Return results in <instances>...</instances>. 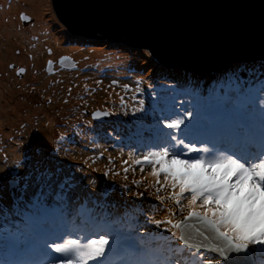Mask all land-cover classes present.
<instances>
[{
  "label": "rangeland",
  "instance_id": "obj_1",
  "mask_svg": "<svg viewBox=\"0 0 264 264\" xmlns=\"http://www.w3.org/2000/svg\"><path fill=\"white\" fill-rule=\"evenodd\" d=\"M17 3V9L12 11L10 19L25 29L39 19L40 26L44 25L43 37L47 48L43 47L42 55H38L33 40L29 37L30 34L23 35L18 31H11L8 34L10 40L15 41L11 49L14 58L5 57V53L0 50V86H3L5 94L11 93L7 109L15 113L7 115L5 107L0 110V244L4 245L6 236L14 234L15 231L11 230L13 228L9 224L14 223L15 219L23 226H25L23 223L34 225V217L22 211V205L28 207L27 212L29 210L33 213L37 194L44 197L58 190L64 200L71 204L78 201L88 202V199L90 204L94 201L100 202L96 207L98 214L112 215L114 216L112 220L115 221L119 215L128 213L127 223H116L117 228L112 230L116 234L123 235L126 234L125 231L132 230L135 232L133 234H138L140 239H144L146 235L151 237L159 235L158 233H166L165 229L171 225L157 227L152 221L172 219L175 223L186 213H181L174 201L168 199L171 189L165 191L161 188L157 192L159 186L154 184V178L150 176L151 165H138L133 161L147 155L149 151L158 150L157 146L161 143L170 144L167 141L170 137L166 138L162 130L167 121L175 118L167 112L157 111L154 107L155 104H160L156 103L157 100H162L159 98V92L165 93L170 90L157 89V83L151 79L142 80L137 72L133 73L135 74L133 77L125 76L132 72H124L120 67L129 69L135 60L133 57L128 58L131 56L129 52L106 48L107 45L89 47L72 41L74 39L68 40L67 28L58 19L52 0H17ZM38 3L44 4L40 17L32 14L31 8ZM22 13L30 19L27 21L20 19ZM9 21L3 17L4 23L8 24ZM41 34L38 31L36 38L38 39ZM22 54L29 57L28 63L22 64L20 60H15V57ZM63 55L72 56L77 61L76 68L72 71L69 68H62L58 65V59L54 61V72L48 73V60ZM38 58L42 63L38 62ZM251 61L247 59L234 61L226 69L216 72L223 75L222 78H216L217 87H222L224 78L234 77L240 73L237 69H231L232 66L238 65V68H241L242 64L247 65ZM18 65L21 67L15 70ZM27 65L29 66L27 72H23L24 75L18 74L19 69H27ZM241 78L242 76L238 78L240 84ZM42 93L44 95L42 102L48 111H40L42 110L40 107L36 116L38 118L34 120L32 115H28L27 108L30 106L28 100H36L35 94L41 99ZM32 95L34 97H31ZM169 106L176 108L177 105ZM94 107H106L111 113L107 123L105 122L106 125L94 121L90 115L83 112L84 108L90 110ZM129 116L133 117L127 118ZM126 119L138 120L140 124L133 123L128 126L131 122ZM184 120L187 121L185 118ZM37 122L42 126V143L32 139L33 127ZM146 124L152 125L151 129L159 130L160 134L154 136L152 130L136 132L135 127L141 128L142 125L147 126ZM215 138L217 139L211 142L231 143L229 136ZM157 139L160 140L156 141ZM236 139L242 142L243 134H239ZM196 146L203 147L204 144ZM183 151L186 150L182 149V153ZM63 159L65 161H60ZM17 163L21 165L19 168L16 167ZM12 182L15 183V188L11 187ZM9 200L13 202L8 205L15 213V217L6 216L5 209L9 208L5 201ZM50 215L54 216L53 213ZM64 241L66 240L62 243ZM112 241L113 239H109V248L114 246ZM80 242L83 244L88 241ZM156 244L155 241L147 242L148 248L152 251L151 257L157 253V249L153 248ZM138 245L144 247L143 242ZM5 251L2 253L5 260L0 261V264L5 262L19 264L20 260L16 259L14 262L7 260L10 258V253L7 252L9 249L5 248ZM109 252L106 251V257ZM45 257H49V252ZM135 258V254L125 255L121 259L123 262L116 261L112 264H132ZM183 260L184 264L190 263L187 255ZM95 262L88 261V264ZM53 263V259L46 261V264Z\"/></svg>",
  "mask_w": 264,
  "mask_h": 264
},
{
  "label": "snow or ice",
  "instance_id": "obj_2",
  "mask_svg": "<svg viewBox=\"0 0 264 264\" xmlns=\"http://www.w3.org/2000/svg\"><path fill=\"white\" fill-rule=\"evenodd\" d=\"M20 19L27 21L30 18L22 13ZM48 63L51 65L52 62ZM24 71L21 68L18 74ZM261 91L264 92V87ZM259 104L261 136L258 144L210 141L203 147H197L169 134L174 144L161 143L158 150L149 151L133 161L138 165H151L150 176L159 186L157 192L161 188L165 191L171 189L168 199L174 201L179 211L186 215L175 223L172 219L153 220L157 227L171 225L165 231L170 232L179 243L173 247L167 237H162L164 245L160 254L146 259L152 256V251L147 242H143L144 247L136 246V258L132 264H184L185 251L194 258L192 264H221L220 260L206 256L195 258L209 241L213 242V250L219 253L225 264H246L247 254L256 246H261L260 251L264 253V96L260 97ZM255 110L256 101L253 100L249 111ZM186 116L191 120L192 112H187ZM182 125H185V120L177 116L167 121L165 127L180 131ZM186 128L190 129V126ZM41 133L42 126L37 122L32 139L42 143ZM188 134L186 131V136ZM208 143L212 146L209 147ZM181 146L186 150L183 154ZM192 153L196 155H189ZM20 166L17 163L16 167ZM118 243V240L112 241L114 246ZM45 246L66 257L60 264H88L90 260L109 264L106 251L116 250L115 247L109 248V239L105 234H99L98 239H88L83 244L78 239H68ZM192 249L196 252H191ZM230 253L236 256L230 258ZM52 259L55 264L56 258Z\"/></svg>",
  "mask_w": 264,
  "mask_h": 264
},
{
  "label": "water",
  "instance_id": "obj_3",
  "mask_svg": "<svg viewBox=\"0 0 264 264\" xmlns=\"http://www.w3.org/2000/svg\"><path fill=\"white\" fill-rule=\"evenodd\" d=\"M52 4L71 34L144 47L162 65L211 73L234 61L264 57V0H52ZM75 63L68 55L58 60L64 68H74ZM47 72H54L53 62ZM90 114L97 122L109 117L101 109ZM207 243L200 250L220 256L213 242ZM252 262L249 252L246 264Z\"/></svg>",
  "mask_w": 264,
  "mask_h": 264
},
{
  "label": "trees",
  "instance_id": "obj_4",
  "mask_svg": "<svg viewBox=\"0 0 264 264\" xmlns=\"http://www.w3.org/2000/svg\"><path fill=\"white\" fill-rule=\"evenodd\" d=\"M79 36L82 35H69L68 33V40L74 39L72 41L80 42L89 46L107 45L108 48L116 47L131 53L132 57L135 59H132V64L135 66L132 70L140 72V78L142 80L145 81V79H151L157 83V89L161 91L170 90V92L159 93V98L162 100H157V102L163 104V106L160 107L161 111L171 114L174 118H177V116L183 119L187 118L186 113L190 111H192V118L190 121H193L196 117H200V119H207V117L215 111H217V114L219 112V114H226V116L234 115V117H237L240 111L246 109L248 101L251 97H257L258 100H260V97L264 96V92L261 91V88L264 87V74H262V72H264V57L255 58L249 62V64L246 63L247 65L242 64L243 66H241V68H238V65L232 66L231 69H237L240 73L236 74L234 77L227 79L224 78L222 87L218 88L216 78H222V73H214L215 76H213L211 73H197L185 68L165 67L156 61L144 47L119 44L104 38ZM241 76L242 84H240V80L238 79ZM259 80H262V82H259ZM164 95H166L165 98L174 99L175 101L166 102L163 97ZM170 104L177 106L175 108L169 106ZM234 119L236 120V118ZM187 120L189 119L187 118ZM124 126L128 127L126 125ZM105 127L106 126H104V128ZM151 127L152 125H143L140 129L136 130V132H151ZM104 128L102 129L104 130ZM183 128H185V125L181 126V129ZM152 131L154 136L160 134L159 130ZM162 132L168 135L169 133L179 131L162 130ZM168 140L170 141V138L167 139V141ZM60 161L65 160L63 159ZM37 202L34 203L35 208L33 213H35V215H33V213L29 210L27 212V206H21L23 209L22 211L30 214V217H34V225L30 226V224L28 225L23 223L25 224V226H23L15 219V222L9 224V226L12 228L15 227L19 231L18 233L14 232L13 235L6 236L4 245L0 244V253L6 252L5 248H8L9 251L7 252L11 253L13 257H17L19 256V252L21 254L28 249L32 252L34 248H38L37 245H41L44 237L51 232L52 228L56 226V223L50 218L51 215L49 216L50 212L57 217L61 216L64 218L73 216L79 212L81 215L89 216L90 205L96 208L100 203L98 201H94L93 204H90L91 202L88 199V202L78 201L71 204L64 200L63 196L60 195L59 190L48 193L44 197L37 194ZM8 203L11 204L13 202L11 200L5 201V205L9 208L5 209L7 212L6 216L15 217V213L12 211ZM56 204H59L60 206L58 207ZM18 208L19 207H17V209ZM18 210H21V208ZM107 216L108 218H112V215ZM96 217L97 218L93 220H88L86 222L87 224L84 226L75 222L76 225L70 230H83L82 233L86 235H90L95 232L93 230L94 226L99 227L100 230H104V228L108 226L103 225L104 221H100V219L104 217L100 215H97ZM169 241H171L173 247L179 243L173 238H169ZM25 245H27V247H25ZM45 253L47 252L45 251Z\"/></svg>",
  "mask_w": 264,
  "mask_h": 264
},
{
  "label": "bare ground",
  "instance_id": "obj_5",
  "mask_svg": "<svg viewBox=\"0 0 264 264\" xmlns=\"http://www.w3.org/2000/svg\"><path fill=\"white\" fill-rule=\"evenodd\" d=\"M16 3H17V0H4V1L0 2V50H2L5 53V55H4L5 57L9 56V57H13L14 58L15 55H13V52H12L11 49H13V45L15 44V41H11L10 40V38H9L10 35L8 33L11 32V31H18V32H20V34H23V35L24 34H30L29 37L33 40L34 48L36 49L38 55H40V54L42 55L43 47L47 48V46H46L47 44H46L45 39L43 37L44 36V33H43L44 25H42L43 27L40 26L38 17L42 16V10H43V5L44 4L43 3H38L36 5L31 6V8L33 10L32 14L38 16L37 17L38 20L33 22L32 25L29 28L26 27V29H25L22 26L19 27V24H17L15 21L10 19V17H12V11L17 9ZM17 4H19V3H17ZM3 17H4V19H7V21L10 20L8 24L3 22ZM26 31H28L29 33H27ZM38 31L41 32L42 34L37 39L35 35H37ZM67 38H68V36H67ZM96 47H100V46H96ZM21 51H22V49H21ZM57 51H61V49H57ZM56 57H58V56H56ZM16 59L20 60L19 62H21L22 64L23 63H28L30 61L29 57L26 56L25 54H22V55H20L18 57H15V60ZM23 59H24V61H23ZM38 62L42 63V62H40L39 58H38ZM1 65H3V62H2ZM26 67L29 68L28 65ZM211 74L213 76H215L214 73H211ZM2 88H3V86H0V103H1L0 110L5 107L7 115L15 114V113L10 112L7 109L8 105L10 103L9 99H11V93L10 94L9 93L5 94L3 92V90H2ZM35 96L37 98L36 100H32V99L28 100V103H30V106L27 108L28 115H32V118L34 120L38 118L36 116H37V114L39 112V108L40 107H42V110H40V111H48L47 108H44L45 107L43 105L44 102H42V97L44 96L43 93L41 94V99L38 98V95L35 94ZM31 97H34V95H32ZM15 111H16V108H15ZM31 111H32V113H31ZM17 115H18V113H17ZM239 121H240V117L239 116L236 118V121H233V120L232 121H228V120L225 119L224 121H220L218 123V125L220 126L219 129L230 126L233 129H236L237 134H238V132H239L238 130L240 129ZM33 123H34V121H33ZM215 131H216V129H215ZM159 140L160 139H157L156 141H159ZM193 140H195V139L194 138L188 139V140H185V142H189V141H193ZM174 143H175L174 141L170 142V144H174ZM237 143H239L238 140H237ZM90 209L92 211V216L95 219V214L96 213L94 211L96 210V208H94V207H92V205H90ZM64 220H66V219H64ZM95 221H98V220H95ZM40 226H41V224H40ZM43 227H44V225H43ZM61 232L63 233V232H65V230L59 231V233H61ZM55 234H53V236H56ZM98 236H99V234H96V236H92V237L94 239H96L95 237H98ZM37 247L40 250V255L35 258V261H36L37 264H40V263H43V261L47 258V257H45V255H47V253H45V251H46L45 247H43L42 245H37ZM18 254H20V252ZM51 256H52V254L49 253V257H51Z\"/></svg>",
  "mask_w": 264,
  "mask_h": 264
},
{
  "label": "flooded vegetation",
  "instance_id": "obj_6",
  "mask_svg": "<svg viewBox=\"0 0 264 264\" xmlns=\"http://www.w3.org/2000/svg\"><path fill=\"white\" fill-rule=\"evenodd\" d=\"M61 57V56H60ZM59 56L58 57H55L54 59H52L53 61H56V60H58L59 58H60ZM22 66H24V65H22ZM18 67H21L20 65H18V66H16L15 67V70H17L18 69ZM25 69V71L27 72V70H28V68L26 69V68H24ZM14 70V71H15ZM25 71H24V73H25ZM24 73H23V75H24ZM86 109V108H85ZM95 109H99V107H94V108H91L90 110L89 109H87V110H89L90 112L91 111H94ZM101 109H107L106 107L105 108H101ZM84 113H85V111H83ZM86 114V113H85ZM88 115H90V113H88ZM91 116V115H90Z\"/></svg>",
  "mask_w": 264,
  "mask_h": 264
},
{
  "label": "clouds",
  "instance_id": "obj_7",
  "mask_svg": "<svg viewBox=\"0 0 264 264\" xmlns=\"http://www.w3.org/2000/svg\"><path fill=\"white\" fill-rule=\"evenodd\" d=\"M115 42V41H114ZM91 112H93V111H91Z\"/></svg>",
  "mask_w": 264,
  "mask_h": 264
}]
</instances>
